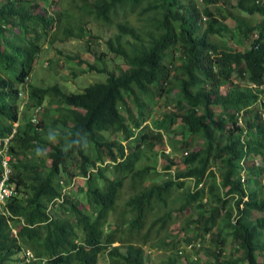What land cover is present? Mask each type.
<instances>
[{"label":"trees","instance_id":"obj_1","mask_svg":"<svg viewBox=\"0 0 264 264\" xmlns=\"http://www.w3.org/2000/svg\"><path fill=\"white\" fill-rule=\"evenodd\" d=\"M80 1L84 15L108 26L124 17L106 42L113 59L70 57L105 81L74 93L28 83L27 112L19 113L20 88L44 45L65 41L64 33L85 37L86 20L66 7L49 15L35 0H0V140L15 130L8 145L19 191L9 203L16 235L0 215V264H42L24 261V249L45 264H98L103 254L110 264H264V216L253 218L264 213V0ZM154 105L162 119H153ZM50 128L60 132L55 143ZM78 132L88 149L63 153ZM167 141L182 149L179 163L161 149ZM248 154L261 164H249L244 186L239 161ZM161 157L169 175L159 180ZM78 176L84 201L65 190ZM126 185L133 193L121 205ZM57 199L62 214L51 216ZM180 218L183 244L161 236ZM147 245L168 254L152 262Z\"/></svg>","mask_w":264,"mask_h":264},{"label":"rangeland","instance_id":"obj_2","mask_svg":"<svg viewBox=\"0 0 264 264\" xmlns=\"http://www.w3.org/2000/svg\"><path fill=\"white\" fill-rule=\"evenodd\" d=\"M39 1L42 6L43 4L48 8L50 12H56L59 11L60 8L66 7L69 12H72L74 15L79 14V15H84L85 13L82 12V9L79 8V6L82 5L80 0H59L60 3L59 5L53 6L49 5V3L45 0H37ZM230 6L235 5V0H230ZM78 2V3H75ZM86 24V34L85 37H70L69 39H66L65 33H64V39L65 41L59 40L55 44L51 45L50 43H46L44 45V48L42 50L41 56L38 58L34 65V69L32 74L30 75L29 79V84L36 86V87H52L58 84L63 88L66 92L68 93H74V92H82L84 91L87 86H89L92 83L96 82H104L106 79V75H101L97 71H92L87 63L79 65L78 61H72L70 57L74 56H79L80 59L82 60H89L90 62H94L95 57H94V52L98 51L99 54L106 53L107 56H105L106 59L110 60L114 58V55L110 54L107 52V46L106 42L109 38L113 37L116 32V26L119 21H122L124 17L122 15L116 17L114 16V22L112 23L111 26H108L107 24H104L101 21H97L95 16H86L84 15ZM233 21L229 20L228 25L233 26ZM68 28L70 27L69 24H67ZM67 28L65 25L62 26L61 24L58 26L57 29V34L62 37V32ZM91 36H97L99 38L98 40H88L91 38ZM92 42L90 47L88 46V43ZM89 48L92 51H89ZM117 62H120L119 60ZM115 63L110 64V68H113ZM29 86V85H28ZM48 102V101H47ZM46 102V103H47ZM20 106V112H24L26 109L23 106V101L22 99L19 102ZM45 103V105H46ZM153 108H155L156 114L154 115V120L162 119L163 115L161 112L163 110L159 109L157 105H154ZM172 108V107H171ZM161 111V112H160ZM27 112V111H25ZM30 115V112H29ZM21 122H24V119L21 120ZM175 128V126H174ZM118 138L119 135H115L112 138ZM177 139H181V136H175ZM169 137L166 138V140ZM165 140V141H166ZM202 143V140L197 142ZM128 142H124V144H127ZM197 145V144H196ZM161 149L165 150L166 154L174 153L173 156L175 162L179 163L180 162V157L183 154V151L181 148H178L177 150H174L170 148L168 145V141L166 144L161 145ZM162 158V157H161ZM159 159L158 163V170L161 172L162 176L159 177L158 179L161 180V178H167L166 176L169 174H164V165L166 164L165 159ZM50 163V161H49ZM172 173L174 170L171 171ZM111 171H108L106 173L107 176H111ZM86 181L84 178L78 176L75 177L71 183L70 187L65 188V190L72 192L75 194L77 198L80 200L84 201L85 199V194L80 193L78 191L79 188L86 187ZM263 183H264V178H263ZM194 183H190V185L193 186ZM135 192V191H134ZM133 193L132 190H130V187L126 185L124 188V191L122 192V195L119 199V202L122 203L126 202V200L130 197V195ZM86 205V203H84ZM193 211L188 210L184 213V217L188 218V216L191 215ZM264 213H254L253 218H260L263 217ZM115 217L112 216L111 219H114ZM184 218L174 219L171 225V228L168 230L166 233H162L161 236H166L168 233L172 237H176L177 240H180L183 244V239H184V233L181 231L182 229L180 228L181 223L183 224ZM181 244V245H182ZM117 245V244H116ZM149 245V244H148ZM146 246V250H148L149 258L151 259L152 262H159L161 261L162 257L165 256V254H168V252H165L163 250H158V249H152L150 246ZM209 246V244H206ZM232 245L230 244L227 250V253L230 254L232 253L230 251ZM235 249V247H234ZM148 255V254H147ZM206 259V258H205ZM204 259V260H205ZM259 261H262V257H259ZM99 264H110V261L108 260L107 256L104 254L101 256V260Z\"/></svg>","mask_w":264,"mask_h":264},{"label":"clouds","instance_id":"obj_3","mask_svg":"<svg viewBox=\"0 0 264 264\" xmlns=\"http://www.w3.org/2000/svg\"><path fill=\"white\" fill-rule=\"evenodd\" d=\"M35 1H37V0H35ZM45 1H47L49 3V5H51V3H53L52 5L55 6L54 5V1L55 0H45ZM198 1L203 2V0H198ZM37 2L39 4H41L39 1H37ZM41 6H42V4H41ZM42 7L46 8V11H47V13L49 15H52L54 13V12L53 13L50 12L48 10V8L44 4H43ZM29 79L30 78H28L26 80V83L23 86H21V88H20V97H21V99L24 100L23 101V106H22L24 108H25V103H27L25 96H27L29 94L28 93L29 92V89H28ZM252 86H253V84H251V87ZM262 88H264V85L262 86ZM259 101H261L262 104H263L264 103V98L262 99V97H261L259 99ZM263 114H264V109L262 111H260V115H261V118H262V121H263V124H264ZM237 118H238L237 126H239V127H243L244 126L245 127L244 113L243 112H239L237 114ZM33 120L36 121V118L34 117ZM16 126H18V123L16 124ZM14 133H15V130L8 138L4 139L3 142H2V140H0V146L1 145L3 146V148L0 149V158H1L2 166L4 168V171H3V173L0 176V186H1V183L3 182L4 177H5V168L8 167L11 172L9 174V179L6 182H7V186L10 188V190L12 192V195L9 198H7L4 201L0 200V215L4 216L5 218H7L12 226H13V222L10 221L9 218H12L13 216H12V213H11V211L9 209V203L16 196L19 195L18 186H17L16 182L15 181L14 182L11 181L12 180V176H13V171H12V169L10 167L11 166L10 163H11L13 158H12V155L9 153L10 151H9V145H8V143L12 139ZM246 134H247V132L244 133V137L246 136ZM59 136H60V132L57 129L50 128L49 131H48L47 139H48L49 142L55 143ZM246 140H247V138H243V141H246ZM88 146H89V141H88L87 135L78 132V133L75 134L74 137L69 136V137H66L64 139V145H63V148H62V152L67 154L70 150H74V149L75 150H84V151H86L88 149ZM34 151H35V154H36L37 157H43V156H46V154H47V150L43 149L41 147L35 148ZM4 162H7L6 166H5ZM249 164L250 165L260 166L261 161H260V159L255 157V155H253V154H248V155L244 156L239 161V175H238V177L240 178V181H241V183L244 186L245 185L248 186L249 177H248V169L247 168H248ZM199 187L203 188L204 187V183H201L199 185ZM228 190H229V186H228V188L224 189V192H227ZM121 195H122V193H121ZM61 202H62L61 199H57L54 202H52L51 204H49V207L47 209V211L49 212V215L53 216L55 214L56 215L57 214L58 215L62 214V211H60ZM241 207L243 208V205H241ZM13 234H15V235L17 234V229H14V226H13ZM240 255H241V252L238 254V256H240ZM20 257L23 258L24 261H26V262L36 261V262H41L42 264L46 263V260L36 257L35 254L29 249L22 250V252L20 254ZM202 258H203V256H202ZM202 260H204V259H202Z\"/></svg>","mask_w":264,"mask_h":264},{"label":"built area","instance_id":"obj_4","mask_svg":"<svg viewBox=\"0 0 264 264\" xmlns=\"http://www.w3.org/2000/svg\"><path fill=\"white\" fill-rule=\"evenodd\" d=\"M263 118H264V114H263ZM7 162H4L5 166H6ZM10 169L8 167L5 168V177L3 179V182L1 183L0 186V200L4 201L7 198H9L12 195V192L10 190V188L7 186V180L9 179V174H10Z\"/></svg>","mask_w":264,"mask_h":264}]
</instances>
